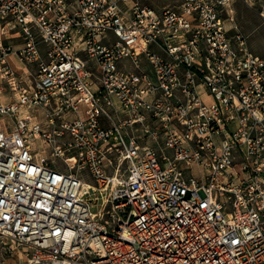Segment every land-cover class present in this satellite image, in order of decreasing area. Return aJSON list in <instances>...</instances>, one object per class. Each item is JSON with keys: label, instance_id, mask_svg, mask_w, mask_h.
<instances>
[{"label": "built area", "instance_id": "1", "mask_svg": "<svg viewBox=\"0 0 264 264\" xmlns=\"http://www.w3.org/2000/svg\"><path fill=\"white\" fill-rule=\"evenodd\" d=\"M148 1L0 0V264H264V58Z\"/></svg>", "mask_w": 264, "mask_h": 264}, {"label": "rangeland", "instance_id": "2", "mask_svg": "<svg viewBox=\"0 0 264 264\" xmlns=\"http://www.w3.org/2000/svg\"><path fill=\"white\" fill-rule=\"evenodd\" d=\"M176 0H149L148 4L157 10L165 6H173ZM264 0H231V5L222 14L226 28L232 37L234 46H238V35L246 38L249 51L259 57L264 58ZM19 64L23 66L21 62ZM1 84V75H0ZM1 95V94H0ZM37 153L41 157L53 159L59 168L69 170L62 158L51 156V152H43L38 149ZM82 175L88 179V170H81ZM101 203V202H100ZM101 204L92 208L93 213H97Z\"/></svg>", "mask_w": 264, "mask_h": 264}, {"label": "crops", "instance_id": "3", "mask_svg": "<svg viewBox=\"0 0 264 264\" xmlns=\"http://www.w3.org/2000/svg\"><path fill=\"white\" fill-rule=\"evenodd\" d=\"M11 62L17 67V68H21V65L19 64V61L16 60L13 56L10 58ZM2 84V81H1ZM1 84H0V100L4 103H9L10 101H12V99L10 98V95L7 92H3L1 90ZM38 150V148H36Z\"/></svg>", "mask_w": 264, "mask_h": 264}]
</instances>
